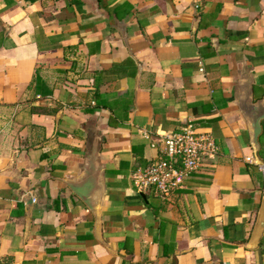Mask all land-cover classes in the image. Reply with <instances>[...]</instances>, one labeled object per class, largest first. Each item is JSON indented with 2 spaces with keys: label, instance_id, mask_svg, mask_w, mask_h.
Segmentation results:
<instances>
[{
  "label": "crops",
  "instance_id": "1",
  "mask_svg": "<svg viewBox=\"0 0 264 264\" xmlns=\"http://www.w3.org/2000/svg\"><path fill=\"white\" fill-rule=\"evenodd\" d=\"M245 84L264 102V0H0L3 264H264ZM187 125L218 153L138 192Z\"/></svg>",
  "mask_w": 264,
  "mask_h": 264
},
{
  "label": "built area",
  "instance_id": "2",
  "mask_svg": "<svg viewBox=\"0 0 264 264\" xmlns=\"http://www.w3.org/2000/svg\"><path fill=\"white\" fill-rule=\"evenodd\" d=\"M156 150L155 160L132 174L138 192L153 190L170 195L182 189L198 172L204 159L215 156L219 147L208 132L187 125L172 134H159L151 142Z\"/></svg>",
  "mask_w": 264,
  "mask_h": 264
},
{
  "label": "water",
  "instance_id": "3",
  "mask_svg": "<svg viewBox=\"0 0 264 264\" xmlns=\"http://www.w3.org/2000/svg\"><path fill=\"white\" fill-rule=\"evenodd\" d=\"M244 93L240 95L239 109L248 124L249 136H250V146L257 158L259 152V136L261 134V122L264 120V102L257 101L253 102L252 92L247 90V84L243 86ZM95 212H97V207H95ZM264 233V199L261 202V207L257 216V220L250 237L249 246L251 248L257 247L259 241Z\"/></svg>",
  "mask_w": 264,
  "mask_h": 264
},
{
  "label": "trees",
  "instance_id": "4",
  "mask_svg": "<svg viewBox=\"0 0 264 264\" xmlns=\"http://www.w3.org/2000/svg\"><path fill=\"white\" fill-rule=\"evenodd\" d=\"M0 264H3V262H2V260H1V258H0Z\"/></svg>",
  "mask_w": 264,
  "mask_h": 264
}]
</instances>
